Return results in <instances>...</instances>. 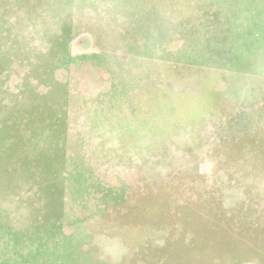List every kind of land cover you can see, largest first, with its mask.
I'll return each instance as SVG.
<instances>
[{"label":"rangeland","instance_id":"obj_1","mask_svg":"<svg viewBox=\"0 0 264 264\" xmlns=\"http://www.w3.org/2000/svg\"><path fill=\"white\" fill-rule=\"evenodd\" d=\"M0 264H264V0H0Z\"/></svg>","mask_w":264,"mask_h":264}]
</instances>
